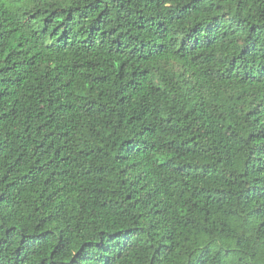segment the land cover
Here are the masks:
<instances>
[{"label": "trees", "instance_id": "1", "mask_svg": "<svg viewBox=\"0 0 264 264\" xmlns=\"http://www.w3.org/2000/svg\"><path fill=\"white\" fill-rule=\"evenodd\" d=\"M0 264H264V0H0Z\"/></svg>", "mask_w": 264, "mask_h": 264}]
</instances>
